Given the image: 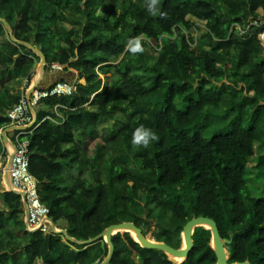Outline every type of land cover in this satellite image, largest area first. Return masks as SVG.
Here are the masks:
<instances>
[{
    "label": "trees",
    "instance_id": "obj_1",
    "mask_svg": "<svg viewBox=\"0 0 264 264\" xmlns=\"http://www.w3.org/2000/svg\"><path fill=\"white\" fill-rule=\"evenodd\" d=\"M260 10L264 0H158L155 15L145 0H0V18L16 39L41 49L47 69L60 64L79 74L72 96L39 101L38 125L22 136L30 140V170L54 223L65 220L70 237L87 241L122 222L147 236L153 220L155 241L181 248L186 223L205 216L232 240L229 263L264 264V197L251 198L245 181L246 158L256 142L264 146ZM74 14L86 20L81 31L66 25ZM191 15L206 23L197 26ZM193 29L204 32L195 37ZM6 34L0 22V129L21 99L7 83L40 60L24 45L3 44ZM142 37V52L121 43ZM180 101H187L184 109ZM215 113L228 121L207 136ZM103 118L111 125L100 132ZM141 126L156 139L133 147ZM119 152L138 163L137 173ZM259 166L264 170V156ZM2 202L0 264H99L109 254L105 239L87 247L28 230L15 192H4ZM112 240L108 264H217L205 226L195 228L194 247L178 263L144 248L131 232Z\"/></svg>",
    "mask_w": 264,
    "mask_h": 264
},
{
    "label": "built area",
    "instance_id": "obj_2",
    "mask_svg": "<svg viewBox=\"0 0 264 264\" xmlns=\"http://www.w3.org/2000/svg\"><path fill=\"white\" fill-rule=\"evenodd\" d=\"M260 18L264 17L260 16ZM259 39L264 45V33L259 35ZM75 92V84L73 82L58 81L46 90H37L32 97L22 96L19 103L7 111L6 116L10 123L6 127L35 129L36 125H38L36 108L39 101L52 96H72ZM5 128L0 129L1 136ZM24 134L19 133L16 136L14 149L10 154L11 158L7 162L5 161V152H0V172L7 173L10 180V191L22 197L24 196L23 205L24 211L26 210L25 221L28 230L57 233L58 231L52 227L51 210L43 203L39 194V181L30 170V140L26 137L22 138Z\"/></svg>",
    "mask_w": 264,
    "mask_h": 264
},
{
    "label": "water",
    "instance_id": "obj_3",
    "mask_svg": "<svg viewBox=\"0 0 264 264\" xmlns=\"http://www.w3.org/2000/svg\"><path fill=\"white\" fill-rule=\"evenodd\" d=\"M0 22L4 23V25L6 26L7 30L10 33L11 40L15 44L24 45L32 49L35 53L39 55L41 59L40 73L43 74L46 70L48 63H47V58L45 54L41 51V49L35 47L30 43L16 39L11 25L3 18H0ZM35 88L36 85H34L33 89ZM10 158L11 156L9 157V159ZM22 198H24V196ZM198 226H205L211 230L213 249L217 256V264H253L249 260L229 263L230 251H228L227 245H229L232 242V240L223 238L221 236L217 222L214 219L205 216L194 217L186 223L183 229L184 246H182L181 248H175L165 242H158L150 239L149 237L145 236L143 230L133 222H122L118 224H113L107 229H105L100 235L96 236L95 238L89 239L87 241H79L75 238H72L68 235L67 231H64V234L67 235L69 240L87 246L92 245L101 239H105L109 245V254L106 257V259L99 264H108L112 260L115 251V246L112 238L118 232H131L134 235V238L144 248L164 251L170 256V259L174 263H178L179 261H183L187 259L189 254L191 253L194 247L193 233L195 228ZM137 261L139 262V260Z\"/></svg>",
    "mask_w": 264,
    "mask_h": 264
},
{
    "label": "rangeland",
    "instance_id": "obj_4",
    "mask_svg": "<svg viewBox=\"0 0 264 264\" xmlns=\"http://www.w3.org/2000/svg\"><path fill=\"white\" fill-rule=\"evenodd\" d=\"M260 16L264 17V11L260 10L259 11ZM190 20H192L197 26H203L206 21L199 19L197 16H189ZM252 22L253 17L249 18L248 22ZM85 18L78 16V15H72L71 17V22L67 23L66 25L68 27H72L74 26V28L78 31H81V29L84 27L85 25ZM254 23V22H253ZM248 25V24H246ZM248 29V27H247ZM204 31L203 30H197L193 29L191 31V34L194 35L195 37H198L200 35H202ZM79 33V32H78ZM6 43H10V39L8 37H5L4 40H2ZM130 40L129 39H121V43L124 45H128V42ZM140 41L145 43L146 39H144V37L140 38ZM122 56H116L113 59V63H117L120 58ZM33 70H31L29 72L30 76L33 74L32 73ZM35 74V73H34ZM34 74L32 75V77L34 76ZM25 76V75H24ZM104 78V76H103ZM191 96H189V98H192L193 95L190 94ZM181 104H179V106L184 109L186 107L187 101H180ZM228 119H224L222 114L217 115V113H215L214 115H212V124L209 125V127L206 130V134L207 136H212L215 133L218 132L217 129L220 128L221 125L224 124V122H227ZM111 125V121L109 119L103 118L102 123L99 125V131L101 132L104 128L109 127ZM119 156L122 158V162L127 165L128 167H130V169L132 170L133 173H137L139 171V166L138 163L134 162L131 158H129L128 156H126L123 152H119ZM264 156V146L260 143V142H256L254 145V154L252 156H249L246 158L245 161V168H246V176H245V181L247 184V188H248V192H249V196L251 198H260V197H264V170L260 168L259 164H260V157ZM0 207H3V204L0 202ZM152 222V226L151 229H149V227H145L144 230L147 232V237H149L152 240H155L153 237V233L157 230L156 228V224L153 220H150ZM57 234L61 235V238L64 242H68L69 243V239L68 237H66V235L61 232L58 231ZM72 249H76V246H74L72 243L70 244ZM92 245H95L92 244ZM91 246V245H89ZM87 246V247H89ZM184 246V241H183V245ZM103 262V261H102Z\"/></svg>",
    "mask_w": 264,
    "mask_h": 264
},
{
    "label": "crops",
    "instance_id": "obj_5",
    "mask_svg": "<svg viewBox=\"0 0 264 264\" xmlns=\"http://www.w3.org/2000/svg\"><path fill=\"white\" fill-rule=\"evenodd\" d=\"M5 37H8L10 39L11 45H14L15 43L11 40L10 33L7 30L6 36H4L1 39V42L3 44L8 43L2 41ZM41 68V59L37 63V66L35 70L32 72L34 76L30 78V74L28 75H19L15 77L13 80L7 83L6 88L12 95H20L21 97L26 95L28 97H32L33 94L37 90H46L50 87H52L56 82H58L60 79H64V81H69L75 83L78 78L79 74L78 71L74 69L65 70V65L60 64H54L52 68L47 69L43 74L40 73ZM34 85H36V88L33 89ZM38 108H36L37 111ZM34 130V129H33ZM33 130L30 129H21L18 127H6L2 132V144H3V152H5L7 162L10 154L12 153V150L14 149L15 145V139L16 136L19 133H25L24 135L28 134V132H31ZM6 191H10V180L6 172H0V202H2V196L3 193ZM6 206L3 204V207H0V209H4ZM26 214V212H25ZM26 219V217H25ZM52 227L55 228L57 231H61L64 233V231H67L68 224L65 220H60L58 223L52 222ZM68 233V232H67ZM67 237V235H66ZM72 241V240H70Z\"/></svg>",
    "mask_w": 264,
    "mask_h": 264
},
{
    "label": "clouds",
    "instance_id": "obj_6",
    "mask_svg": "<svg viewBox=\"0 0 264 264\" xmlns=\"http://www.w3.org/2000/svg\"><path fill=\"white\" fill-rule=\"evenodd\" d=\"M145 6L150 14L155 15L158 11V0H145ZM126 47L127 50L133 54L143 51L139 38H134L130 40ZM155 139L156 136L150 129L141 126L135 129V131L133 132L131 143L133 147L138 145H143L144 147H147L149 145V142Z\"/></svg>",
    "mask_w": 264,
    "mask_h": 264
},
{
    "label": "flooded vegetation",
    "instance_id": "obj_7",
    "mask_svg": "<svg viewBox=\"0 0 264 264\" xmlns=\"http://www.w3.org/2000/svg\"><path fill=\"white\" fill-rule=\"evenodd\" d=\"M155 241V240H154Z\"/></svg>",
    "mask_w": 264,
    "mask_h": 264
}]
</instances>
